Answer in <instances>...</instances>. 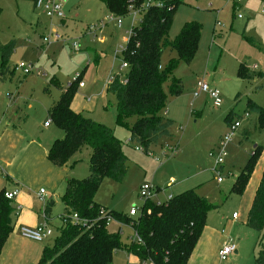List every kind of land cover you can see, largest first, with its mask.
<instances>
[{"label": "rangeland", "instance_id": "rangeland-1", "mask_svg": "<svg viewBox=\"0 0 264 264\" xmlns=\"http://www.w3.org/2000/svg\"><path fill=\"white\" fill-rule=\"evenodd\" d=\"M152 1L143 0L142 3ZM0 9V42L15 41L14 52L8 65L10 64L12 69L19 62L33 65V72L30 74L23 75L20 70H14L12 80L5 78L4 82H0V114L11 103L20 111L24 106L26 108L28 104H33L34 107L37 106L35 111H25V114L32 118L36 113L33 122L37 123L42 119V129L47 127L44 123L48 115L47 109L42 111L41 107L50 101L52 91L59 90L55 85L56 78L60 80L70 70H74L73 75L74 72L80 73L81 69H84L85 82L89 80L88 77L93 79L98 75L97 83L104 86L109 74L121 70L122 50L126 46L129 31L143 13L140 11L135 20L132 19L133 11L122 16L121 28H117L104 20L108 11L101 0H71L68 6H63V23L60 19L47 17L34 6L33 0H0ZM238 14L240 18L237 17ZM100 21H103L106 27L102 34L104 39L109 38L106 43L98 42L85 29L87 25ZM192 21L201 25V34L193 57L188 61L184 60L171 48H165L160 57L161 69H165L171 61L175 64L168 79L163 83L166 92L164 116L172 121L170 138L162 137L151 143L146 150H136L135 147L141 146L140 144L135 141L127 142L134 117H128L125 125H118L115 96L107 92L105 107L98 106L96 111L82 112L87 115L86 118L94 119L112 129L114 135L123 143L127 157V174L124 179L117 182L104 177L94 194V201L108 211L127 215L131 206L141 208L144 204L137 192L142 181L164 187L166 193L171 192L174 195L194 188L198 195L214 206L207 212L208 218L213 215L230 218L232 212L237 213L239 226L235 229V240L241 247L236 262L253 264L259 249L262 248V236L254 230H250L251 234L244 235L246 226L241 225L245 221L255 192L254 175L259 164L264 161V127L261 130L256 127L253 120L256 113L250 112L247 120L242 121L234 137L226 145L227 156L218 174L213 171V162L208 152L216 150L218 142L227 132L225 118L231 110L237 116L244 117L245 113L249 112L246 111L248 101L264 108V81L260 77V74L264 73V13L261 12V0H247L240 4H235V0H179L173 13L168 39L173 40L182 26ZM50 31L57 32L61 38L43 44V36L48 35ZM86 37L89 40L84 39ZM72 42L78 44V51L72 49ZM51 44L55 46L47 51L46 48L51 47ZM114 50H119L116 56ZM241 63L254 74L252 79L237 76V68ZM37 70L40 74H37ZM55 72V77H52ZM121 72L124 75L127 70L123 69ZM174 79L180 81L181 93L178 96L168 93V87ZM197 80H203L209 87H215L219 91V107L212 105L206 93H201L193 100L192 91ZM60 82L63 86L67 84L61 80ZM6 92L12 98H7ZM49 127L52 130L57 129L51 123ZM244 129L250 131L246 136L243 134ZM256 145L260 147V153L244 191L241 194L231 192L230 188L236 175ZM90 153L88 145L83 143L67 161L66 166L69 167L71 178L81 180L88 175ZM217 176L221 177L220 182L217 181ZM175 182L176 184L170 187ZM63 194L64 191L59 196ZM59 196L52 207L49 237L41 241H46L44 246L52 247L59 236L57 220L62 210ZM108 229L111 232H120L122 245L130 246L133 242L134 231L127 225L111 219ZM242 235L247 236V239L240 238ZM126 252L124 248L118 249L113 264H126ZM231 258L232 255L228 260L231 261ZM9 264L18 262L11 259ZM141 264L149 263L142 261Z\"/></svg>", "mask_w": 264, "mask_h": 264}, {"label": "trees", "instance_id": "trees-1", "mask_svg": "<svg viewBox=\"0 0 264 264\" xmlns=\"http://www.w3.org/2000/svg\"><path fill=\"white\" fill-rule=\"evenodd\" d=\"M101 1L108 13L120 17L128 14L129 7L139 8L143 4V0ZM152 2L132 26L122 51V60L128 64L125 69L127 72L124 75L121 70L112 73V80L105 85L106 91L115 96L116 123L125 125L128 117H134L129 128V140L140 144L143 150L160 138L170 136L172 121L162 114L166 105L163 83L175 64L171 61L165 69H161V54L165 48H171L180 58L188 61L197 49L201 34L199 23L186 22L175 38L169 40L168 31L179 0ZM156 2L161 5H156ZM14 48V40L0 42V82L13 72L8 63ZM262 51L264 54V49ZM122 76L125 83L120 81ZM237 76L252 79L254 74L241 63L237 68ZM260 77L264 81V73ZM79 81L80 78L71 81L48 111V119L63 131V136L52 142L47 157L56 166H64L85 143L91 150L89 173L81 180H66L64 194L60 198L63 204L61 215L65 222L59 227V236L52 247L43 248L37 264H112L115 252L122 248L135 255L139 261H148L150 264H186L205 226L207 212L214 206L192 188L161 203L146 200L134 217L108 211L97 204L94 194L103 178L121 182L127 173V158L112 129L71 109ZM168 93L171 96L181 93L179 80L171 82ZM249 102L246 109L249 112L246 113H256L253 120L261 130L264 127V108ZM234 114L233 110L228 113L225 118L227 124L233 120ZM241 118L235 114L234 119ZM244 130V136L248 135L250 131ZM259 153L260 147L256 145L236 175L231 192L241 194L244 191ZM4 194L5 191L1 190L0 254L12 228L11 205ZM51 205L52 201H49L44 207L46 214ZM100 209H105L112 219L121 224H131L141 243L133 241L130 246L122 245L120 232L108 229L105 215L100 214ZM73 214L79 217V222L71 220ZM246 224L262 236V248L253 264H264V166L247 212Z\"/></svg>", "mask_w": 264, "mask_h": 264}, {"label": "crops", "instance_id": "crops-1", "mask_svg": "<svg viewBox=\"0 0 264 264\" xmlns=\"http://www.w3.org/2000/svg\"><path fill=\"white\" fill-rule=\"evenodd\" d=\"M70 1L71 0H68L63 6L64 7L68 6ZM108 15L109 13L106 12L104 16V20ZM61 22L63 23V19L61 20ZM106 23H111L112 25H115L117 28H121L118 27L115 22L106 21ZM89 26L90 25H87V27L85 28L87 33H89L87 31ZM105 30L106 27H104L102 23V26L98 27V29L95 31V36L93 33L92 34L89 33V34L91 35L92 38H96L98 42L106 43V41H108L109 38L104 39V37L102 36ZM84 39L89 40L87 37ZM94 45H96V43ZM49 46L51 47H47L46 48L47 51L53 48L55 44L53 45L51 44ZM9 69L13 70V72L9 75V77L7 76L6 79L9 78V80H12V78L14 77L13 75L15 69L14 68L12 69L10 64H9ZM69 69H73V68H69ZM37 71H38L37 74H40V71L39 70ZM73 71L74 70H70L69 73H66L62 78H60V80L63 81L62 83H67L64 86L63 84H61L59 78H56L55 85L59 88V90L52 91L51 92L52 98L50 99V101L47 102L43 107H41L42 111H44V109H47V115L52 104L59 98L64 88L72 81L73 76L76 74V72H74L72 75ZM56 73L57 72H55V74L52 77H55ZM80 73H79L80 80L81 82L84 83V85L82 87L76 88V92L71 101V109L75 112L82 113L84 111H91V110L96 111L98 106L105 107V99H106L105 93L107 92L105 86L106 84L103 86L101 83H97L99 77L98 75H96L93 79L92 77L91 78L88 77L89 80L85 82L84 80L86 78V74L84 73V69H81ZM6 96L9 99L12 98V96H10L8 92H6ZM195 98L197 97H193V100ZM35 107L37 108V106ZM35 107L33 104H28L26 108L24 106L23 110L20 111L19 108H17L14 104L11 103L7 105V109L5 107L6 110L4 109L5 111L4 112L2 111V113L0 114V191L1 190H4L5 192H11L14 190L17 191L16 196L10 201L11 210H12L11 211L12 228L2 247L0 254V264H9L11 262V259H16L18 264H37L41 256L42 250L45 247L44 243H46V241L44 243H41L27 239L20 235L19 228L22 226L36 227L44 220L47 223L49 229V222L52 215V207L56 204L57 196H59V194L65 190L66 180L68 178H71L69 176V167H67L66 165L61 167L56 166L47 157L48 149L52 144V142L63 136L62 130L59 129L58 127H56L57 129L54 130L49 129L50 128L49 123L51 122L46 124V121L44 125L47 127L42 129L41 126L43 125V122L42 123L40 122L42 119L37 123L33 122V120L36 119L37 116L36 113L32 118H30L25 114V111H30L31 113L32 110L35 111ZM165 112L166 110L163 111L162 114L165 115ZM84 116L87 115L84 114ZM166 118L169 119L168 117ZM169 132H170V128H169ZM170 137L171 135L167 138ZM182 138H184V136ZM129 141L130 140H128L127 142ZM121 145L123 150L122 142ZM178 147L179 146L177 145V148ZM263 166H264V161L262 164H259V166L257 167V173H255L254 175L255 189L259 183ZM142 183L143 181L139 183L137 188L138 190H139V186ZM175 184L176 182L170 187L174 186ZM40 188L45 189L46 202L44 203L39 200L37 195V191ZM157 188H162V187H157ZM58 190L60 191V193H57ZM167 194L174 195L171 192L166 193V190L163 191L159 190L157 194L152 198V201L155 202L163 201ZM59 197L61 198V196ZM49 201H52V205L49 209V212L46 214L44 207ZM17 207H19L18 211L16 210ZM61 207L62 210L60 214H58V220H57L58 229L62 224L60 219V215L63 212L62 202H61ZM232 213L230 218L229 217L223 218L216 215H213L210 218L206 216L205 226L203 227L201 235L197 240V243L192 253L190 254L186 264H221L220 262H223L218 258L217 255L218 250L228 238L235 240L237 236L235 229L239 226L237 224L238 216L236 219H233ZM246 217H247V213H246ZM246 217L243 225H241L243 227L246 226L244 230V235L251 234L250 233L251 229L246 224ZM122 225H126V224H122ZM127 226L131 228L130 225ZM219 227H222L221 230H218ZM244 235H242L240 238L244 237V240H246L247 236ZM48 237H49V233L44 240H46ZM133 238L134 236H132V241ZM235 243L237 246V250L232 254V258H231L232 260L230 261L227 259L224 262H233L232 264H237L236 261L238 260V254L240 249L239 247H241V245H238L236 240ZM126 253H127L126 264H135L134 262H138L137 264H141L142 261H139L135 255L129 252Z\"/></svg>", "mask_w": 264, "mask_h": 264}, {"label": "built area", "instance_id": "built-area-1", "mask_svg": "<svg viewBox=\"0 0 264 264\" xmlns=\"http://www.w3.org/2000/svg\"><path fill=\"white\" fill-rule=\"evenodd\" d=\"M67 1L68 0H33V4L36 8L40 9L50 19L54 18V19L62 20L64 18L63 5ZM246 1L247 0H235V4H240V3H243ZM151 4H153V2H148V3L142 4L139 8L129 7L128 13L133 11L132 12L133 13L132 19L135 20L136 15L138 13H140V11L146 10ZM155 4L158 6L161 5L160 2H156ZM261 12L264 13V0H261ZM237 17L240 18L241 16L238 14ZM121 18L122 17H120V16H114L113 14L109 13V15L106 16L105 21L115 22L116 25L118 27H120V25L122 23ZM102 23H103V21H100L97 24L90 25L88 27L87 31L91 34L93 33L95 36V31L98 29V27L102 26ZM134 24H136V23H134ZM130 34H131V29L129 31V35ZM60 38H61V36L57 32H50L48 35L43 36L42 42L44 44H49L51 41H57ZM71 46H72V49L74 51L79 50L78 44L76 42H72ZM118 53H119V50H115L114 56H116ZM127 66H128V64L122 60L121 64H120V69L121 70L126 69ZM14 69L20 70L23 75H27V74H30L31 72H33V65L32 64L26 65L23 62H19L15 65ZM79 78H80L79 73H76L73 76L72 81H76ZM111 80H112V75L110 74L108 76L106 83L110 82ZM120 81L122 83L126 82V80L123 78V76L120 78ZM83 85H84V83L81 82V80H80L78 82V87H82ZM201 93L208 94V97L211 99L212 105L214 107L220 106L221 99H220L219 91L215 87H209L205 81L197 80L196 86L193 89L192 95H193V97H198ZM248 117H249V114L245 113L244 117H242L240 120L233 119L229 124H227V132L223 135V137L218 142V145L216 146V150H211L208 152V156L212 159V162H213V171H215L216 174H218V172H219L218 170L223 166L224 159L227 156V153L225 151L226 145L232 140V138L235 135L236 130L241 126L242 121L247 120ZM49 122H50V120L48 119L46 121V124H48ZM135 149L138 151H143V148L141 146L135 147ZM221 180H222L221 177L217 176V181L220 182ZM159 190L163 191L164 188H157V187L153 186V184H151L150 182L144 181L139 186L138 195H139V198L142 199L143 201L152 200V198L157 194V192ZM16 194H17V191L14 190L11 192H5L4 196L9 201H11L16 196ZM37 195H38V198L40 201H42L43 203L46 202V200H45V189L44 188H40L37 191ZM172 196L173 195H171V194H167L163 201L170 200L172 198ZM161 202L162 201H159L156 203H161ZM16 210L18 211L19 207H17ZM106 212L107 211L105 209H100V214L105 215V223L108 225V223L111 221L112 217L110 215H108ZM138 212H139V207L131 206L129 211H128V215L129 216H135L138 214ZM237 216L238 215L236 212L232 213L233 219H236ZM60 219H61L62 223L65 222V218L63 215L60 216ZM71 220L72 221H78V222L80 221L79 217L76 214H73L71 216ZM19 233L21 236H23L27 239L34 240L37 242H41L48 236L49 230H48L47 223L43 220L36 227H25V226L20 227ZM133 241H135L136 243H141V240L138 238L136 233H134ZM236 250H237V246H236L235 241L231 238H228L221 245V247L218 250L217 255H218L219 260H221V261L227 260L230 255H232L234 252H236Z\"/></svg>", "mask_w": 264, "mask_h": 264}]
</instances>
